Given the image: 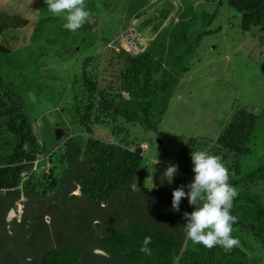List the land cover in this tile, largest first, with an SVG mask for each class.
Here are the masks:
<instances>
[{
	"label": "trees",
	"instance_id": "obj_1",
	"mask_svg": "<svg viewBox=\"0 0 264 264\" xmlns=\"http://www.w3.org/2000/svg\"><path fill=\"white\" fill-rule=\"evenodd\" d=\"M187 1L182 0L176 17L162 28L172 11L170 0L156 9L155 36L143 50L132 54L118 49L122 61L118 86H102L104 53L84 60L71 91L80 136L65 133L50 150L39 144L20 95L0 79V264H20L11 248L18 223L7 221L8 213L29 198L53 195L62 184L69 190L64 206H82L66 212L57 200L28 205L18 240L27 264H264V123L247 108L239 107L216 139H188L172 161L179 169L171 184L133 187L147 159L128 140L126 126L157 132L201 39L219 31L211 29L220 16L218 8L212 14L198 13ZM201 1L233 9L242 33L264 31V0ZM26 24L0 13V34ZM9 53L0 42V54ZM194 151L221 156L229 182L238 190L231 212L238 217L232 235L240 246L231 252L220 246L208 250L185 239L182 216L193 210L186 198L180 212L171 210L172 191L194 176L190 156ZM250 185H262L260 198L243 190ZM77 186L80 196L72 194ZM36 208L40 217L34 223L31 213ZM45 215L50 216L47 223ZM31 230L32 240L27 238ZM145 236L152 237L150 256L139 251Z\"/></svg>",
	"mask_w": 264,
	"mask_h": 264
},
{
	"label": "rangeland",
	"instance_id": "obj_2",
	"mask_svg": "<svg viewBox=\"0 0 264 264\" xmlns=\"http://www.w3.org/2000/svg\"><path fill=\"white\" fill-rule=\"evenodd\" d=\"M85 2L92 13V22L71 32L63 27L64 16L49 13L44 0H0V13L27 21L21 28L0 34V42L11 50L9 55L0 54V79L20 95L39 144L47 150L57 144L58 124L62 125L63 135L80 136L71 91L73 79L81 74L84 60L104 53L100 58L102 86H118L116 75L122 64L118 49L132 54L136 51L121 43V38L128 30L135 29L141 38L137 42L138 49L143 50L155 36L152 28L157 23L153 15L166 0ZM186 3L198 13L212 14L218 8L220 16L211 29L219 31L201 39L189 70L181 78L157 124V132L145 131L138 125L126 126L130 133L128 140L138 146L134 149L139 152L142 143L144 149L140 153L147 159L140 179L133 185L136 190L152 189L155 183L167 185L163 173L186 141L197 137L216 139L239 107L258 115L264 123V31L253 28L242 33L239 15L225 4L217 7L215 3L201 0ZM170 4L172 11L161 28L175 18L183 6L182 0H170ZM29 92L35 94V102L28 97ZM118 124L123 121L119 120ZM261 186L250 185L243 190L260 198ZM72 193L80 196L78 186ZM13 211L15 214L16 210ZM44 221L49 222L46 218Z\"/></svg>",
	"mask_w": 264,
	"mask_h": 264
},
{
	"label": "clouds",
	"instance_id": "obj_3",
	"mask_svg": "<svg viewBox=\"0 0 264 264\" xmlns=\"http://www.w3.org/2000/svg\"><path fill=\"white\" fill-rule=\"evenodd\" d=\"M44 3L52 15L64 16L66 22L63 27L71 32L92 22V13L87 9L85 0H44ZM28 97L35 102L33 92H29ZM190 156L194 176L189 184L180 185L172 191L171 210L180 212V204L186 198L193 210L184 212L182 216L186 221L183 225L185 239L208 250L220 246L225 252H231L234 247L240 246V240L232 235L238 217L231 212L233 202L239 195L238 190L229 182V169L221 156L211 155L207 151H194ZM178 169V164L169 163L167 166L163 176L169 184L173 182ZM151 242L152 237L145 236L139 251L150 256L152 252L148 245Z\"/></svg>",
	"mask_w": 264,
	"mask_h": 264
},
{
	"label": "water",
	"instance_id": "obj_4",
	"mask_svg": "<svg viewBox=\"0 0 264 264\" xmlns=\"http://www.w3.org/2000/svg\"><path fill=\"white\" fill-rule=\"evenodd\" d=\"M62 136H63V131L60 128H58L55 132V137L58 140ZM67 195H68V186L66 184H62L57 189V191L49 197H33V198H29V199L24 201L23 206H22V213H21L20 218L18 220V227H17V230H16V232L13 235L12 240H11V248H12L13 255L15 256V258L18 260V262L20 264H27V260L23 257V255L19 251L18 240H19V237H20L22 230H23L24 220H25L28 205L31 203H35V202H51V201L58 200L59 206L64 211H70L74 207L80 205V204H76L73 206H64V199H65V197H67ZM94 206L97 207L95 204H94ZM13 217H14V211L11 210L8 213L7 220H11ZM96 252L100 253V251H96Z\"/></svg>",
	"mask_w": 264,
	"mask_h": 264
},
{
	"label": "built area",
	"instance_id": "obj_5",
	"mask_svg": "<svg viewBox=\"0 0 264 264\" xmlns=\"http://www.w3.org/2000/svg\"><path fill=\"white\" fill-rule=\"evenodd\" d=\"M140 35L139 33L135 30V29H130L128 30V32L121 38V43H125L129 48H132V51L136 50L135 52H133V54H136L137 52H139L140 50L138 49V45L137 42L140 41ZM129 52V51H128ZM140 152L143 151L144 149V145L141 143L140 144ZM137 154L142 155L139 151H136ZM49 168L48 165H46L45 170L47 171ZM22 212V205L17 206V210L14 214V217L18 220L20 215Z\"/></svg>",
	"mask_w": 264,
	"mask_h": 264
},
{
	"label": "flooded vegetation",
	"instance_id": "obj_6",
	"mask_svg": "<svg viewBox=\"0 0 264 264\" xmlns=\"http://www.w3.org/2000/svg\"><path fill=\"white\" fill-rule=\"evenodd\" d=\"M65 199H66V197H65ZM64 199V200H65ZM56 201V200H55ZM57 202H58V200H57ZM59 203V202H58ZM85 203H87V202H85ZM76 204H80V205H78V206H76V207H74L73 209H71L70 211H66V212H71L72 210H74L75 208H77V207H79V206H82V203H76ZM75 203L74 204H71L70 206H72V205H76ZM113 210H115L116 209V207H114V208H112ZM106 213L108 212V211H110L109 209H107V210H104ZM40 208H36L35 209V213H31V215H32V218H33V222L34 223H36V221L39 219L38 217H40ZM84 216H86V214H84ZM45 218L47 219V220H50V216H48V215H45ZM73 223V222H72ZM33 230H31L29 233H28V235H27V238L28 239H31L32 240V234H33V232H32ZM43 242V241H42Z\"/></svg>",
	"mask_w": 264,
	"mask_h": 264
},
{
	"label": "bare ground",
	"instance_id": "obj_7",
	"mask_svg": "<svg viewBox=\"0 0 264 264\" xmlns=\"http://www.w3.org/2000/svg\"><path fill=\"white\" fill-rule=\"evenodd\" d=\"M73 206V205H72Z\"/></svg>",
	"mask_w": 264,
	"mask_h": 264
}]
</instances>
